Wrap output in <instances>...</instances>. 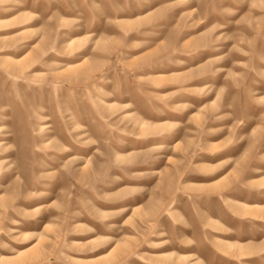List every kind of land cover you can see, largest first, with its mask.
Returning a JSON list of instances; mask_svg holds the SVG:
<instances>
[{"label":"rangeland","instance_id":"rangeland-1","mask_svg":"<svg viewBox=\"0 0 264 264\" xmlns=\"http://www.w3.org/2000/svg\"><path fill=\"white\" fill-rule=\"evenodd\" d=\"M0 264H264V0H0Z\"/></svg>","mask_w":264,"mask_h":264}]
</instances>
